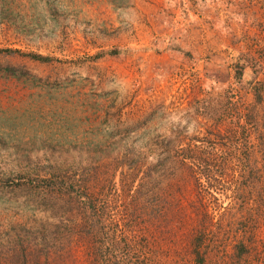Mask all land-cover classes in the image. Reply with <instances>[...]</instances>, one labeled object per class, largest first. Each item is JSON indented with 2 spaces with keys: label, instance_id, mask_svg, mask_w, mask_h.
I'll use <instances>...</instances> for the list:
<instances>
[{
  "label": "rangeland",
  "instance_id": "1",
  "mask_svg": "<svg viewBox=\"0 0 264 264\" xmlns=\"http://www.w3.org/2000/svg\"><path fill=\"white\" fill-rule=\"evenodd\" d=\"M5 67L18 76L0 70V264H37L14 249L44 230L38 264H90L76 232L50 250L55 215L24 189L57 166L97 180L114 232L129 221L157 264H194L197 230L205 264H264V108L250 90L264 83V0H0ZM121 163L152 173L147 198L169 199L177 221L131 217Z\"/></svg>",
  "mask_w": 264,
  "mask_h": 264
},
{
  "label": "trees",
  "instance_id": "2",
  "mask_svg": "<svg viewBox=\"0 0 264 264\" xmlns=\"http://www.w3.org/2000/svg\"><path fill=\"white\" fill-rule=\"evenodd\" d=\"M111 54H114V51H112ZM26 56L41 62H49V58L43 57L42 55L30 54ZM103 56L104 54L100 55V57ZM0 70L8 74L9 77L18 76V69L5 67L0 68ZM243 72L245 71L242 70L241 73L243 74ZM250 90L254 96L255 107L264 108V83L252 82ZM246 123H249V118ZM246 133L247 132H245V135ZM249 135L250 134L247 133V137ZM249 158L250 155L245 153V159H247L246 164L247 162L249 163ZM212 166V164L200 166L202 176L208 179L209 182L212 181L209 176L211 175L209 169ZM244 167H246V165ZM63 168L62 166H57L56 170L47 173V175L39 176L36 180L24 184V189L31 192L33 195L35 194L39 199V202L36 200L39 204L38 209L48 212L52 211L55 215V223L52 222L49 226H51V229H54V236L50 244V246L52 245V249L50 250H53L56 256H59L61 254L60 251L63 250H58L62 246L61 241L58 240V234L63 228L65 229L64 231H67L65 238V242L67 243L72 242L74 238L72 233L74 232H76L79 237H85L88 240L86 243L89 256L88 261L90 260V264L159 263L162 256L158 251L160 247L158 245L150 247L152 243H150L149 236H146L148 237V242L146 239L141 238L134 231L133 226L128 224L129 221L125 224L127 228L125 227L123 229L124 231H122L123 233H121V235L118 234V231L114 232V228L108 220V211L105 205L99 202L100 195L96 193V186L98 185L97 180L85 181L84 179L74 178L69 176V171ZM120 168L123 170L121 172L122 191L130 196L128 202H130L132 206L131 217L144 216L149 212L153 214V218L158 219L157 221L162 224L167 223L172 225L174 221L178 220L177 214L170 217L173 211L172 208H169L171 204L169 199H167L166 206L163 210H158L159 208L155 210L153 203L147 198V193H151L156 197V193L151 188V181L154 178L152 173L146 172L144 177L139 178V175L134 174L131 170L124 171L125 167L123 163L117 167L116 171ZM245 170L241 172L242 175L243 173L245 174ZM175 174H179L177 170ZM102 193L104 192L101 191V194ZM144 196H146V202L144 199L142 203L140 200ZM116 227H118V225H116ZM202 227L205 228L206 226L202 225ZM145 234L146 233H144V236ZM189 237H191L190 250L194 258V264H205V235L203 232L197 230ZM23 238L24 241H22L21 246L14 249L15 253L18 255L24 254L25 257L30 258L32 262L36 261L38 264V262H41L43 253L47 252L43 249V245H38L40 239H43L44 243L48 240L45 230L42 231L41 235H38L36 242H32L29 236L26 235ZM130 239L133 241L130 242ZM62 242L65 245H69L64 241ZM67 249L66 246V251ZM127 251L132 252V255L129 256ZM49 254H51V251L48 252V255ZM55 262L57 263L58 260H55Z\"/></svg>",
  "mask_w": 264,
  "mask_h": 264
}]
</instances>
